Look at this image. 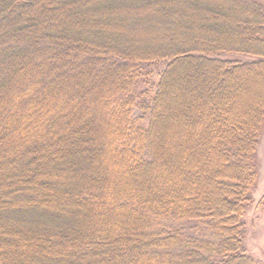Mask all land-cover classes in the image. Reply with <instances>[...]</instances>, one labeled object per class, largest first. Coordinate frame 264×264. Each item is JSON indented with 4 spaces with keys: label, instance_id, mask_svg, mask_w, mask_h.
Listing matches in <instances>:
<instances>
[{
    "label": "trees",
    "instance_id": "obj_1",
    "mask_svg": "<svg viewBox=\"0 0 264 264\" xmlns=\"http://www.w3.org/2000/svg\"><path fill=\"white\" fill-rule=\"evenodd\" d=\"M257 79V0H0V264H254Z\"/></svg>",
    "mask_w": 264,
    "mask_h": 264
},
{
    "label": "rangeland",
    "instance_id": "obj_2",
    "mask_svg": "<svg viewBox=\"0 0 264 264\" xmlns=\"http://www.w3.org/2000/svg\"><path fill=\"white\" fill-rule=\"evenodd\" d=\"M264 5V0H257ZM228 59H237L241 61H249L253 58L242 54H232L226 56ZM163 68V65H154L153 73L150 76V80L154 85L159 80V74ZM256 86L261 91L264 90V86L261 81L257 79ZM252 84V83H251ZM140 89L142 86L139 85ZM248 87H250L248 85ZM255 87V86H254ZM150 94L154 93V87L149 89ZM141 111L139 108L133 109L134 116H140ZM146 124V122H144ZM255 148V164H256V180L253 183L250 190V199L243 209L241 221L243 224V239L242 245L246 254L253 259L254 264H264V126L261 127L260 136L257 146Z\"/></svg>",
    "mask_w": 264,
    "mask_h": 264
}]
</instances>
